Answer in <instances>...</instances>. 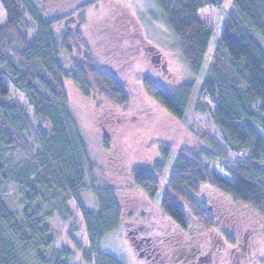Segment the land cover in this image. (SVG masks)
Returning a JSON list of instances; mask_svg holds the SVG:
<instances>
[{"label":"trees","instance_id":"1","mask_svg":"<svg viewBox=\"0 0 264 264\" xmlns=\"http://www.w3.org/2000/svg\"><path fill=\"white\" fill-rule=\"evenodd\" d=\"M153 1L188 68L199 74L213 34L199 11L219 8L221 0ZM96 4L87 2L69 14L46 19L35 0H0L5 13L0 23V264H71L77 252L84 264H123L100 250L102 238L124 219L123 197L113 188L92 189L95 210L78 199L85 187V148L67 109L64 87L69 81L81 97L93 95L100 100L98 108L102 102L117 108L128 103L127 86L96 64L82 36L85 13ZM258 39L264 41V0H231L200 92L211 103L208 116L219 141L210 139L211 151L178 148L163 183L159 209L184 234L216 224L210 207L198 200L202 186L264 221V49ZM139 80L169 116H184L191 84L163 85L148 75ZM12 89L24 98V106ZM102 110L99 120L104 126L116 113ZM112 139L110 134L102 137L107 154L114 148ZM168 145L160 144V161L130 169L133 187L148 199L162 184ZM12 193L15 208L9 205ZM71 202L77 206L87 243L82 249L70 236L75 252L55 247L57 236L49 223L56 215L63 221L73 219Z\"/></svg>","mask_w":264,"mask_h":264},{"label":"rangeland","instance_id":"2","mask_svg":"<svg viewBox=\"0 0 264 264\" xmlns=\"http://www.w3.org/2000/svg\"><path fill=\"white\" fill-rule=\"evenodd\" d=\"M35 1L46 19L69 14L81 4L97 2L85 13L82 36L96 64L112 72L127 86L129 99L125 106L117 108L102 102L98 108L99 99L93 95L81 97L69 81H64L67 109L85 148L81 159L85 187L78 193V199L87 209L95 210L97 203L92 189L107 187L118 191L126 204L122 223L102 238L100 250L114 255L123 264H147V259L139 256L129 241V231L138 228L141 236L150 237L158 245L162 253L160 258L172 264H264V221L252 211L232 205L217 191L202 186L198 196V200L204 201L214 214L216 224L210 230L195 227L191 234H184L159 209L163 183L175 163L177 149L186 147L198 152L211 151L210 139L219 141L217 128L208 116L211 103L201 97L200 92L231 0H221L219 8L207 7L199 11L200 19L213 30L199 74H193L188 68L176 38L161 20L160 10L153 0ZM4 20L5 13L0 5V23ZM61 28L62 24L56 26V33ZM258 42L264 49V41L258 39ZM63 60L66 61L65 58ZM142 75H148L163 85H192L181 119L169 116L145 93L139 80ZM12 94L21 106L25 105L18 92L12 89ZM102 108L116 113L108 120L110 123L104 124L105 127L99 120L101 112L105 111ZM27 114L31 116V111ZM104 134L113 137L114 148L108 154L101 145ZM28 139L33 144L32 137ZM162 143H169L170 153L162 184L153 199H148L133 187L129 172L133 165L160 161L159 146ZM216 170L227 178L219 169ZM16 203L17 197L12 193L9 205L15 208ZM68 206L74 214L73 219L63 221L56 215L49 221L57 236L55 247L70 248L75 252L76 247L70 237L73 236L82 249H87L77 206L75 202ZM224 232L233 238L234 243H229ZM176 249L185 251L178 257ZM71 264H84L79 252Z\"/></svg>","mask_w":264,"mask_h":264},{"label":"flooded vegetation","instance_id":"3","mask_svg":"<svg viewBox=\"0 0 264 264\" xmlns=\"http://www.w3.org/2000/svg\"><path fill=\"white\" fill-rule=\"evenodd\" d=\"M140 233L141 231L138 228L129 231V241L131 246L139 252L138 254L147 259V264H172L167 262L165 258H160L162 253L159 252L158 245L150 237L141 236ZM180 249H176L178 251L176 256L178 257L185 251Z\"/></svg>","mask_w":264,"mask_h":264},{"label":"water","instance_id":"4","mask_svg":"<svg viewBox=\"0 0 264 264\" xmlns=\"http://www.w3.org/2000/svg\"><path fill=\"white\" fill-rule=\"evenodd\" d=\"M140 256V255H139Z\"/></svg>","mask_w":264,"mask_h":264}]
</instances>
